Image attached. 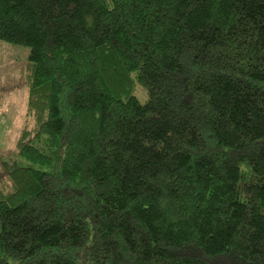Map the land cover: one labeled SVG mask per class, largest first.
<instances>
[{
	"label": "trees",
	"instance_id": "trees-1",
	"mask_svg": "<svg viewBox=\"0 0 264 264\" xmlns=\"http://www.w3.org/2000/svg\"><path fill=\"white\" fill-rule=\"evenodd\" d=\"M0 41V264H264V0H0Z\"/></svg>",
	"mask_w": 264,
	"mask_h": 264
},
{
	"label": "rangeland",
	"instance_id": "rangeland-1",
	"mask_svg": "<svg viewBox=\"0 0 264 264\" xmlns=\"http://www.w3.org/2000/svg\"><path fill=\"white\" fill-rule=\"evenodd\" d=\"M28 53L26 47L0 41V162L25 163L17 158L15 144L28 122V86L21 70ZM139 95L144 97L141 90Z\"/></svg>",
	"mask_w": 264,
	"mask_h": 264
}]
</instances>
